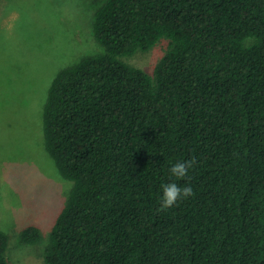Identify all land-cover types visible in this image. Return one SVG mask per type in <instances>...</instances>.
Returning <instances> with one entry per match:
<instances>
[{"label": "trees", "instance_id": "1", "mask_svg": "<svg viewBox=\"0 0 264 264\" xmlns=\"http://www.w3.org/2000/svg\"><path fill=\"white\" fill-rule=\"evenodd\" d=\"M92 33L102 50L60 69L43 108L72 181L44 264H264V0H104ZM163 38L152 74L122 59ZM169 182L194 194L161 209ZM7 248L0 229V264Z\"/></svg>", "mask_w": 264, "mask_h": 264}, {"label": "rangeland", "instance_id": "2", "mask_svg": "<svg viewBox=\"0 0 264 264\" xmlns=\"http://www.w3.org/2000/svg\"><path fill=\"white\" fill-rule=\"evenodd\" d=\"M104 0H0V229L8 235L12 264H44L51 227L72 181L45 149L43 108L56 73L100 52L94 15ZM160 39L126 62L152 74L167 48ZM35 225L42 238L21 241Z\"/></svg>", "mask_w": 264, "mask_h": 264}, {"label": "clouds", "instance_id": "3", "mask_svg": "<svg viewBox=\"0 0 264 264\" xmlns=\"http://www.w3.org/2000/svg\"><path fill=\"white\" fill-rule=\"evenodd\" d=\"M195 164L194 160L178 161L169 168L170 175L177 178L188 176V170ZM162 195L160 197L161 209H167L176 204L180 199L192 196L193 189L190 185L181 187L175 182H169L161 185Z\"/></svg>", "mask_w": 264, "mask_h": 264}]
</instances>
